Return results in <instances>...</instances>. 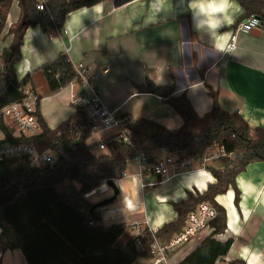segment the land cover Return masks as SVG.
<instances>
[{
  "label": "crops",
  "instance_id": "obj_1",
  "mask_svg": "<svg viewBox=\"0 0 264 264\" xmlns=\"http://www.w3.org/2000/svg\"><path fill=\"white\" fill-rule=\"evenodd\" d=\"M204 2L216 7L223 5V11L210 13L213 20L220 21L218 27L198 28L199 19L204 17L194 16L191 0H132L122 5L117 0H103L69 14L62 32L29 28L24 37L22 60L16 67L17 75L20 80L31 75L28 89L37 93L39 84L48 87L42 68L67 56L72 63L86 66L104 103L118 109V117L130 122L145 119L172 132L182 127V117L169 103L157 95L138 91V87L152 82L158 87H173V97L185 94L200 117L212 111L213 99L208 90L211 87L218 93L223 110L238 112L252 129L264 127V30L258 36L256 31L239 33L236 50L231 57H224V49L237 27L246 20V13L233 0ZM3 10L6 20L0 49L5 51L14 43L15 30L21 23L19 1L14 0ZM208 16L205 14V18ZM76 87L82 86L74 83L65 87L69 89L66 97L69 104L72 95H81L82 90L76 92ZM221 161L205 165L194 162L189 173L143 191V212L134 202V195L128 201L136 209L130 210L125 205L121 213L115 211V204L105 201L106 206L100 209L102 225L129 226L118 242L124 244L120 245L134 240L135 221L148 222L150 229L157 232L177 219L173 202L186 199L189 193L204 192L209 184L216 182L210 169H224L223 161L222 165L218 164ZM236 181L241 192L239 206L232 188L215 199L227 212V230L219 239L235 240L229 254L218 264H237L234 262L238 260L264 264V160L250 162ZM103 185L97 190H104ZM116 213L120 215L105 224L107 215ZM208 233L204 231L176 251L172 262L185 258L194 250L198 239ZM1 254L2 264H27L19 250H1ZM147 261L151 264V260Z\"/></svg>",
  "mask_w": 264,
  "mask_h": 264
},
{
  "label": "trees",
  "instance_id": "obj_2",
  "mask_svg": "<svg viewBox=\"0 0 264 264\" xmlns=\"http://www.w3.org/2000/svg\"><path fill=\"white\" fill-rule=\"evenodd\" d=\"M13 1L0 0V35L6 20L3 8ZM18 1L21 23L15 30L14 43L4 51L0 66V110L22 101L24 90L32 83L31 75L20 80L16 71L22 60L26 30L40 27L45 32H62L69 14L103 2L49 0L45 11H38V0ZM129 1L132 0H117V4ZM233 1L240 4L247 18L250 15L260 18L264 30V0ZM41 71L52 94L61 91L76 77L67 56L44 66ZM137 89L140 93L161 97L183 120L176 132L145 119L130 122L137 151L151 153L165 148L179 160H189L217 145L234 154L229 163L224 161L223 170L210 169L216 182L209 184L207 190L189 193L186 199L173 202L177 219L155 233L161 241L170 240L182 230L192 211L201 203H208L217 212L209 225V233L198 239L194 250L185 258L172 264H218L229 254L235 240L219 239L227 230V212L215 199L232 188L239 206L241 192L236 179L250 162L264 160V127L252 129L238 112L223 110L218 93L211 87L208 90L213 108L203 117L196 113L185 94L173 97V87H158L148 82ZM38 115L40 135L9 137V140L34 143L41 150H52L60 160L54 167H36L27 158L0 162V249L21 251L27 264H136L143 259L151 260L153 237L150 232L140 237V248L134 240L118 245L127 228L122 224L105 228L100 209L106 202L97 205L86 199L105 182L122 177L134 156L133 149L114 142L105 153L93 154L88 145L92 123L84 108L75 107L72 117L54 129L43 120L40 107ZM234 263L246 264L242 260Z\"/></svg>",
  "mask_w": 264,
  "mask_h": 264
},
{
  "label": "built area",
  "instance_id": "obj_3",
  "mask_svg": "<svg viewBox=\"0 0 264 264\" xmlns=\"http://www.w3.org/2000/svg\"><path fill=\"white\" fill-rule=\"evenodd\" d=\"M49 1L38 0L37 10L45 11ZM258 29H262V22L256 15H250L242 22L235 32L231 35L230 41L226 45L223 56L231 57L236 50L237 36L239 33L250 34ZM67 53L69 50L67 49ZM4 50L0 49V66ZM70 61V59H69ZM71 62V61H70ZM76 77L70 84L78 83L82 86L80 96L72 95L71 105L84 108L87 118L92 123V134H105L98 141H92L89 147L92 152L95 150L105 153L109 145L114 142H120L128 145L134 151L131 162L137 171V177L140 180L143 191L154 188L160 183L187 174L193 168L194 162H201L205 165L207 162L225 161L229 163L233 153H228L225 148L217 145L210 146L207 151L198 157L189 160H179L178 156L170 153L165 148H160L151 153L139 152L135 149L133 142V131L130 128V120L119 118L118 109L109 107L104 103L102 97L90 80L88 69L84 64L72 63ZM73 88V87H71ZM25 98L22 101L12 103L0 110V162L9 159L27 158L32 165L36 167H54L58 164L60 158L52 150H41L34 143L12 142L9 137L29 138L40 135L41 125L38 115L41 98L32 89L24 90ZM223 170V169H222ZM124 178H128L126 171L122 177L113 180L116 188L121 189L120 183ZM107 191L109 186L106 182L103 185ZM126 207L130 210L136 209L131 201H127ZM217 212L208 203H201L195 211H192L186 218L181 232L168 241H161L155 236V231L150 229L148 222L140 224L134 222L135 245L140 248L141 240L145 232H150L153 237L151 244V264H172L171 256L188 244L191 240L208 230L211 222L216 218ZM2 254L0 253V260ZM228 262V259H226Z\"/></svg>",
  "mask_w": 264,
  "mask_h": 264
},
{
  "label": "rangeland",
  "instance_id": "obj_4",
  "mask_svg": "<svg viewBox=\"0 0 264 264\" xmlns=\"http://www.w3.org/2000/svg\"><path fill=\"white\" fill-rule=\"evenodd\" d=\"M20 25V24H19ZM82 87H76V92L79 90L81 91ZM36 91L38 95L41 97L40 102V112L42 115L43 120L48 124L51 128H56L57 126L61 125L64 122H67L71 115L75 112V106L69 104L66 100L67 94L69 92L68 88H64V91H60L58 93L52 94L48 87H45L44 84H39L38 87H36ZM75 92V89H73ZM102 136H105V134L99 135L94 134L88 141V145L92 143V141H98ZM93 154L98 155L101 154L99 151L95 150ZM218 164L222 165L223 162H219ZM197 166V164H195ZM126 173L128 174V178H124L122 182L120 183V195L116 201H114L111 204H115L116 212H122V208L125 209V205L127 204V201L129 200V197H135V203L138 207L141 208V211L143 212L144 209V203H143V190L141 188L140 180L136 176L137 171L135 169V166L129 162ZM181 178H177L179 180ZM134 184V187H133ZM113 196V191L111 189H108L107 191L97 190L95 191L91 196L86 197L90 202L93 204H101L105 201H108ZM97 200L100 202H97ZM125 202V203H124ZM119 208V209H118ZM137 211V210H136ZM120 213L107 215L105 219V224H110L108 222L110 218L115 219L117 216L120 215ZM111 226V225H110ZM129 228V226H127ZM127 228V229H128ZM124 244V241L121 243H118V245ZM123 246V245H120ZM1 253V249H0ZM3 255L1 256L0 264H2ZM15 261V259H14ZM14 263V262H13ZM140 264H148L147 260H140Z\"/></svg>",
  "mask_w": 264,
  "mask_h": 264
},
{
  "label": "clouds",
  "instance_id": "obj_5",
  "mask_svg": "<svg viewBox=\"0 0 264 264\" xmlns=\"http://www.w3.org/2000/svg\"><path fill=\"white\" fill-rule=\"evenodd\" d=\"M190 8L194 10V16L196 17H204L199 19L197 23V27L201 28L207 26L209 28H215L220 25L219 20H213L210 16V13H215L218 11H223V5L220 7L214 6L213 3L205 4L204 0H191ZM205 14H209L208 18H205ZM251 264H256V261L253 260Z\"/></svg>",
  "mask_w": 264,
  "mask_h": 264
},
{
  "label": "water",
  "instance_id": "obj_6",
  "mask_svg": "<svg viewBox=\"0 0 264 264\" xmlns=\"http://www.w3.org/2000/svg\"><path fill=\"white\" fill-rule=\"evenodd\" d=\"M257 35H260L261 33V29L256 30ZM106 184L109 186V188L113 191V197L111 199H109L107 202L108 203H113L114 201H116L118 199V196L120 195V190L118 188H116L115 184L113 183V181H107ZM99 205V204H98ZM1 228H0V233H1Z\"/></svg>",
  "mask_w": 264,
  "mask_h": 264
}]
</instances>
